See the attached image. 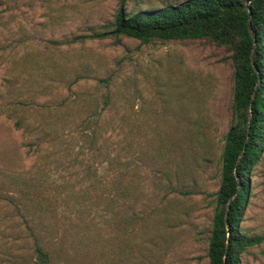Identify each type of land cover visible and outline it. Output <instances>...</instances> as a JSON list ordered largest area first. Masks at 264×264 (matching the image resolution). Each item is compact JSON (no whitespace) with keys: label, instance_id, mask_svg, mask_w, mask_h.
Instances as JSON below:
<instances>
[{"label":"rangeland","instance_id":"rangeland-1","mask_svg":"<svg viewBox=\"0 0 264 264\" xmlns=\"http://www.w3.org/2000/svg\"><path fill=\"white\" fill-rule=\"evenodd\" d=\"M118 2L0 0V264H207L229 50L115 38ZM239 227L264 264V152Z\"/></svg>","mask_w":264,"mask_h":264},{"label":"trees","instance_id":"trees-1","mask_svg":"<svg viewBox=\"0 0 264 264\" xmlns=\"http://www.w3.org/2000/svg\"><path fill=\"white\" fill-rule=\"evenodd\" d=\"M245 1L183 0L128 13L124 0H119L106 32L141 43L207 39L229 50L230 121L218 157L219 183L213 194L207 264H240V254L261 239L245 235L239 227L249 172L264 152V0H248L247 6ZM35 252L45 261L39 247Z\"/></svg>","mask_w":264,"mask_h":264},{"label":"water","instance_id":"water-1","mask_svg":"<svg viewBox=\"0 0 264 264\" xmlns=\"http://www.w3.org/2000/svg\"><path fill=\"white\" fill-rule=\"evenodd\" d=\"M248 2H249L248 0L245 1V5H246V6H247Z\"/></svg>","mask_w":264,"mask_h":264}]
</instances>
